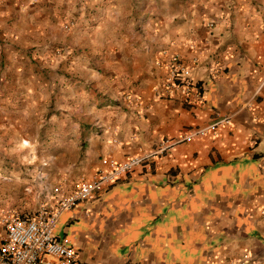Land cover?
<instances>
[{
    "label": "crops",
    "instance_id": "crops-1",
    "mask_svg": "<svg viewBox=\"0 0 264 264\" xmlns=\"http://www.w3.org/2000/svg\"><path fill=\"white\" fill-rule=\"evenodd\" d=\"M29 1L0 0V211L227 118L53 233L80 264H264V0ZM172 53L202 103L154 95Z\"/></svg>",
    "mask_w": 264,
    "mask_h": 264
},
{
    "label": "built area",
    "instance_id": "built-area-1",
    "mask_svg": "<svg viewBox=\"0 0 264 264\" xmlns=\"http://www.w3.org/2000/svg\"><path fill=\"white\" fill-rule=\"evenodd\" d=\"M29 2L33 5L37 0ZM71 27V22L62 26L64 31H69ZM58 54L56 52V55ZM164 67L162 83L153 89L156 97L180 95L191 97L197 103L204 101L199 86L191 76V68L181 61L178 54H170ZM227 122L228 119L224 118L207 128L187 131L177 141L165 139L149 153L129 158L121 163L112 159H102L101 165L105 170L97 171L89 179L79 180L68 194L58 187H53L52 202L40 205L33 215L23 216L9 209L0 211V264H80L72 247L54 236L55 224L62 212L91 200L96 193L113 184L133 168L147 166L150 160L169 151L176 143L190 141L208 132L213 133L218 124ZM248 261V256L242 255L231 264H246Z\"/></svg>",
    "mask_w": 264,
    "mask_h": 264
}]
</instances>
